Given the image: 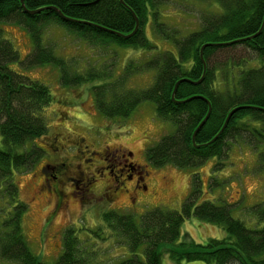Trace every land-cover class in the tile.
I'll list each match as a JSON object with an SVG mask.
<instances>
[{
    "label": "trees",
    "instance_id": "trees-1",
    "mask_svg": "<svg viewBox=\"0 0 264 264\" xmlns=\"http://www.w3.org/2000/svg\"><path fill=\"white\" fill-rule=\"evenodd\" d=\"M192 1L196 2L188 3L196 8L200 19L191 28L186 24L191 16L183 18L174 13L182 17L185 26L165 20L168 9L163 6L167 0H124V4L120 0H25L31 10L46 7L36 14L25 12L20 0H0V22H17L30 31L34 50L26 58L28 66L47 64L59 68L65 86L91 84L96 107L108 118L130 117L141 103L153 101L157 115L171 121L175 131L148 148L151 164L196 168L212 156L222 157L237 142L257 152L264 167V0ZM198 3L204 6L199 8ZM49 7H57L67 18ZM132 12L140 22L138 32L129 38L117 35L115 32L134 31L136 19ZM51 24L63 26L88 45L118 44L143 50L142 55L129 59L119 74L116 62L107 61L105 71H79L45 45L43 30ZM147 25L174 41L177 52L159 51L145 32ZM260 30L257 37L249 38ZM204 45L205 78L197 84L180 83L173 99L180 79L202 78ZM241 46L255 54L244 59L229 54ZM218 54L226 55L219 62L221 65L213 61ZM19 60L20 54L11 40L0 32V260L14 264H90L84 253L80 255L74 230L68 231L73 236H65V251L54 263L33 252L25 234L23 222L28 204L20 197L15 173L33 166L45 151L37 144L24 152L18 148L35 140H45L52 146L49 141L54 137L48 136L45 111L54 97L47 85L10 67ZM145 72H150L146 75L151 74V84L143 89L133 86L132 77H141ZM210 107L211 114L197 132L194 144V133ZM233 109L236 111L223 129ZM133 166L142 165L133 161ZM50 167L49 163L42 167L45 176L51 174ZM194 181L181 210L156 207L140 220L115 209L105 211V221L126 248L124 256L111 264H161L165 251L177 264H264V200L251 207L258 225L250 228L233 217L229 203L204 200L197 204L200 177ZM40 187L43 189L42 184ZM2 194L8 201L3 200ZM63 195L59 193V198ZM193 215L221 226L227 236L211 238L206 243L196 242L188 234L182 236L184 221Z\"/></svg>",
    "mask_w": 264,
    "mask_h": 264
},
{
    "label": "rangeland",
    "instance_id": "rangeland-1",
    "mask_svg": "<svg viewBox=\"0 0 264 264\" xmlns=\"http://www.w3.org/2000/svg\"><path fill=\"white\" fill-rule=\"evenodd\" d=\"M188 1L196 2L167 0V5L163 6L168 9L165 20L171 25L185 26L182 17L191 16L186 24L189 28L196 26L200 19L199 12ZM197 6L200 8L204 3H198ZM174 13H179L182 17ZM44 28L45 45L54 48L58 55L67 58L71 66L79 71L86 69L105 71L107 61V64L116 62V73L119 74L129 59L142 55L140 52L143 50L118 44L88 45L84 39L57 24ZM0 32L11 40L20 54V60L12 62L10 67L47 85L54 97L45 111L48 136L54 137L49 141V144L53 142L52 146L47 145L45 140H35L28 141L26 145L18 148V151L24 152L37 144L45 153L33 166L15 173L20 197L28 204L23 222L25 234L32 251L46 262L54 263L60 258L65 251L64 238L70 230H74V235L79 240L80 255L84 253L90 264H111L121 259L126 248L123 243L121 244V238L109 228L104 212L115 209L130 213L140 220L144 213L156 207L181 210L194 188L196 176L201 180L197 204L204 200H212L218 204L229 203L233 217L243 220L250 228L258 225V219L253 215L251 207L264 200V167L259 162L257 152H253L249 146L234 142L231 149L222 157L212 156L196 168H181L173 164L155 166L148 160V148L158 143L164 135L174 132L175 125L157 115L156 104L153 101L141 103L130 117L108 118L96 107L90 89L91 84L65 86L61 83L59 68L47 64L36 66L26 64V58L34 50V43L30 31L25 26L17 22L1 21ZM145 32L159 51L177 52L174 41L155 32L153 25H147ZM229 54L244 59L252 57L255 53L241 46L230 50ZM225 56L218 54L213 61L217 60V65H221L219 62H223ZM148 73L150 72L142 73L138 78L132 77V85L140 89L147 88L152 81L151 74L146 75ZM1 146L3 141L0 133ZM123 151H131L133 153L131 160L142 166L146 165L148 171L147 188L134 190L131 201L128 196L109 199L102 195L103 190L100 191L96 187L102 186L105 178L101 180L96 174L99 182L92 180L95 177L92 174V164H103L106 152L110 153L109 161L104 163L106 166L133 171L130 163L126 166L123 158L112 155L113 153L121 155ZM48 163L61 167V169L58 166L50 167L52 175H58L59 178V172L65 171L66 174L61 179L62 181L65 178L64 183L57 184V180L51 181V190L48 191L43 186L44 192L40 191V184L45 177L42 167ZM82 171L86 180L78 183ZM105 177L109 179L107 172ZM72 178L80 187L76 196H73L75 193L73 185L76 181L72 182ZM89 180L93 181L90 188L95 192L86 191L83 200L80 193ZM110 181L107 182L110 184ZM57 187L64 191L61 199L58 193L54 192ZM3 200L8 201V198L3 196ZM181 231L182 236L186 233L199 243L227 236V232L221 226L194 215L184 221ZM69 235L73 236L72 233ZM0 264L14 263L0 260ZM161 264L177 263L172 261L165 251ZM183 264L208 263L197 261Z\"/></svg>",
    "mask_w": 264,
    "mask_h": 264
},
{
    "label": "flooded vegetation",
    "instance_id": "flooded-vegetation-1",
    "mask_svg": "<svg viewBox=\"0 0 264 264\" xmlns=\"http://www.w3.org/2000/svg\"><path fill=\"white\" fill-rule=\"evenodd\" d=\"M106 153H107V155L103 159V164H101V165H95V163L92 164L93 165L92 174L95 176L94 178H92V180H94V182H99V180L96 177V174H98V176H100L101 180L105 178V181H102V186L98 185L96 187L98 189H100V191L103 190L102 195L107 196L109 199L115 200V199H118L120 196H128L129 200L131 201V198L133 197L134 190L139 189V188L140 189L147 188L146 177H147L148 171H147L146 165L145 166H139V168H138L139 170H138L136 167L133 166V160H131L133 153L131 151H127V152L123 151L121 155H119L117 153H113L112 155L115 156L116 158L117 157L123 158L124 161L126 162V166H127V163H130L131 167L133 168V171H126V169L117 170V168H115L114 166L111 167L108 165L106 166V164H104V163L109 161L108 156L110 153H108V152H106ZM104 154H105V152H104ZM118 166L119 165H117V167ZM52 167L55 168L56 165L52 164ZM143 167H145V168H143ZM59 168L61 169V167H59ZM79 169L80 168L78 167V170ZM99 169H100V171H99ZM106 172L108 173L109 179L107 177H105ZM58 174H59V178H58V175L52 176L50 173L47 176H45L43 178L42 188L44 186L45 188H47L48 191H50L51 190L50 182L55 181V180H57L56 181L57 184H59L60 182H61V184L64 183L63 181L65 178L62 181H61V179H62V177H65L66 172L61 171ZM83 174H84L83 171L80 172V175H81L80 180L81 181L78 180V183H82V181L86 180V178L83 177ZM71 180H72V182L76 181L74 178H72ZM108 180H111L110 184L107 182ZM92 182L93 181L89 180L85 184V189H82V193H80L83 196L81 199L85 200V197L87 194L86 191L93 192L92 189L90 188L92 185ZM78 183L76 181V184H74L75 186L73 185V188L75 190V193L73 194V196H76V193H78V190H80ZM44 189H40V191L43 190L45 192ZM56 192L57 193L59 192L60 194H61V192H62V194L64 193V191L59 190V189H56ZM59 193H58V195H59Z\"/></svg>",
    "mask_w": 264,
    "mask_h": 264
},
{
    "label": "water",
    "instance_id": "water-1",
    "mask_svg": "<svg viewBox=\"0 0 264 264\" xmlns=\"http://www.w3.org/2000/svg\"><path fill=\"white\" fill-rule=\"evenodd\" d=\"M20 1H21V4H22V7H23L24 11L27 12V13H29V14H36V13H38V12H40V11L46 9V7H43V8H39V9H35V10H31V9H29V8L26 6L25 0H20ZM120 1H121V3L124 4V0H120ZM49 8H51V9H55V10L59 13V15H61L62 17L64 16L65 18H67V17L63 14V12H62L61 10H59L57 7H49ZM132 13H133V16H134L135 19H136V27H135L134 31L131 32L130 34H124V33L115 32V31H114L117 35H119V36H121V37H124V38H129V37H132L133 35H135V34L138 32V30H139V28H140V22H139V19H138L137 16H136V14H135L134 12H132ZM261 30H262V29H261ZM261 30H260L257 34H255V35H253V36H251V37H249V38H255V37H257V36L261 33ZM205 47H206V45H204V46L202 47V49H201V59L203 60V62H204V66H205V71H204V74H203L202 78H201L200 80H198V81H194V80H191V79H189V78H183V79H180V80L176 83L175 90H174V92H173V99H175V93H176V91H177V89H178L180 83H182V82H184V81H190V82H193V83H196V84H197V83H201V82L203 81V79L205 78V73H206V61H205L204 54H203V52H204V48H205ZM190 99H191V98H189V99H187V100H190ZM187 100H186V101H187ZM236 109H237V108H236ZM236 109H233V110L230 112V114L228 115V118H227V120H226V122H225V125H224L223 129L226 127V125H227V123H228V121H229L231 115L236 111ZM211 111H212V107H210L207 116L205 117V119L201 122V124H200V125L198 126V128L196 129V131H195V133H194V136H193V143H194V144H196L195 136H196L197 132H198L199 129H200V128L206 123L207 119L209 118V116H210V114H211ZM215 139H216V138H215ZM215 139H214V140H215Z\"/></svg>",
    "mask_w": 264,
    "mask_h": 264
},
{
    "label": "crops",
    "instance_id": "crops-1",
    "mask_svg": "<svg viewBox=\"0 0 264 264\" xmlns=\"http://www.w3.org/2000/svg\"><path fill=\"white\" fill-rule=\"evenodd\" d=\"M186 233H184V235H185ZM190 236V235H189Z\"/></svg>",
    "mask_w": 264,
    "mask_h": 264
}]
</instances>
